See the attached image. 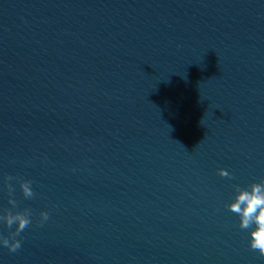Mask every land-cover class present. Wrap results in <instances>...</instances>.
Returning <instances> with one entry per match:
<instances>
[{
  "label": "water",
  "instance_id": "95a60500",
  "mask_svg": "<svg viewBox=\"0 0 264 264\" xmlns=\"http://www.w3.org/2000/svg\"><path fill=\"white\" fill-rule=\"evenodd\" d=\"M262 180L264 0H0V264H264Z\"/></svg>",
  "mask_w": 264,
  "mask_h": 264
},
{
  "label": "clouds",
  "instance_id": "9594fccd",
  "mask_svg": "<svg viewBox=\"0 0 264 264\" xmlns=\"http://www.w3.org/2000/svg\"><path fill=\"white\" fill-rule=\"evenodd\" d=\"M221 177L233 178L231 173L225 169L219 170ZM12 176H7V181H12ZM31 180H20V188L25 199L33 198L36 193L33 191ZM234 201L227 205L228 209L240 218L239 227L241 230H249L250 247L258 251L261 257H264V180L259 183H252L249 188H241L236 185ZM9 194V204L15 208L17 201L13 198L14 188L11 183L7 184ZM32 212L30 209L13 212L12 209L4 210L0 214V223L5 224L8 229L14 225L15 231L10 232L8 237L0 235V245L7 248L9 252L15 253L21 247L20 239L16 237L28 228L32 223ZM47 211L40 213L39 226H43L49 220Z\"/></svg>",
  "mask_w": 264,
  "mask_h": 264
}]
</instances>
